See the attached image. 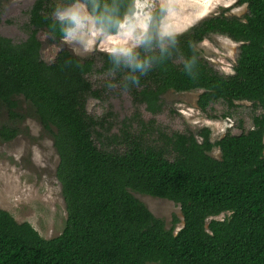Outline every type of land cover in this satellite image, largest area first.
<instances>
[{
	"label": "trees",
	"instance_id": "obj_1",
	"mask_svg": "<svg viewBox=\"0 0 264 264\" xmlns=\"http://www.w3.org/2000/svg\"><path fill=\"white\" fill-rule=\"evenodd\" d=\"M76 1L33 0L25 38L0 33V103L16 118L15 97L22 96L51 132L66 211L61 233L44 238L0 209V264H264V0H234L246 5L243 19L219 13L166 38L155 35L162 18L155 10L143 42L125 57L100 52L96 67L94 55L79 59L60 48L46 62L38 32L63 40L74 24L54 15ZM81 1L106 34H116L135 11V0ZM211 34L239 44L231 74L200 56L197 45ZM94 73L109 75L107 83L135 106L110 135L112 122L86 109L89 98L104 99ZM169 90H200L198 108L222 103L223 118L248 103L250 126L239 121V134L227 130L211 142L208 128L199 141L191 131L166 132L154 119L144 121L136 107L159 114ZM16 134L0 128L4 141ZM213 148L219 158L210 155ZM131 192L178 204L182 220L166 228ZM223 213L229 215L214 218Z\"/></svg>",
	"mask_w": 264,
	"mask_h": 264
},
{
	"label": "rangeland",
	"instance_id": "obj_2",
	"mask_svg": "<svg viewBox=\"0 0 264 264\" xmlns=\"http://www.w3.org/2000/svg\"><path fill=\"white\" fill-rule=\"evenodd\" d=\"M33 0H0V33L14 41H20L26 34L23 25L27 22V10ZM172 16L169 18L167 0H135V11L126 17L116 34L102 32L88 14L81 0L74 2L61 11H72L80 18L79 25L71 28L73 37L64 38L58 43L49 41L43 31L38 32L41 56L51 62L60 48L67 49L79 59L94 55L96 67L99 62L98 53H110L125 57L136 50L147 35L152 13L162 11V18L155 35L166 38L187 31L203 18L224 13L240 19L246 14V5H238L234 0H172ZM55 18L56 14L54 15ZM143 23L145 28L139 25ZM134 25L131 35L128 25ZM122 25H125L122 27ZM165 25H172L171 35L163 34ZM66 37V36H65ZM238 43L220 34H211L197 45L200 56L221 74H231L238 54ZM120 49H128L127 54ZM96 88H101L103 100L89 98L86 101L88 113L103 117L112 122L108 135L116 132L118 121L129 118L135 110L129 95L116 85H110L109 75L94 73L90 78ZM200 90L175 92L169 90L161 98L162 112L152 116L143 107H136L144 121L154 119L157 126L166 132L191 131L196 135L203 128L210 131V141L219 140L227 130L239 134V121L243 127L250 126L248 103L230 111L228 117H220L225 113V105L214 104L202 112L197 106ZM16 118H10L6 107L0 103V128H14L16 136L4 141L0 138V209L9 212L17 222H28L44 238L59 235L64 227L66 211L61 196V186L55 172L58 155L53 146L51 132L44 130L34 114L33 107L22 96H16ZM211 116H216L212 118ZM197 139L201 138L197 135ZM210 155L219 158V150L213 148ZM144 203L155 217L165 222L166 228L172 224L173 218L182 220L178 204L162 198L131 192ZM229 213L220 214L215 219H223ZM182 226L179 222L177 231Z\"/></svg>",
	"mask_w": 264,
	"mask_h": 264
},
{
	"label": "clouds",
	"instance_id": "obj_3",
	"mask_svg": "<svg viewBox=\"0 0 264 264\" xmlns=\"http://www.w3.org/2000/svg\"><path fill=\"white\" fill-rule=\"evenodd\" d=\"M171 3H172V0H167V11H168V16L169 18L172 16L173 14V10H172V7H171ZM56 17L58 20L60 21H69L71 22L72 24H75V25H79L80 23V18L78 16L77 13L75 12H72V11H57L56 12ZM125 26V25H122V27ZM141 28H145L146 25L141 23L139 25ZM134 28V25H131L129 24L128 25V33L127 35H131V32ZM172 31H173V27L172 25H165L164 27V30H163V34H168V35H171L172 34ZM73 37V31L71 29L67 30L66 31V39H71ZM120 51L124 52L125 54H127L128 52V49H120ZM133 67L135 69H139L141 72H144L146 70V66L144 64H141V63H135L133 64ZM136 83H138V80L136 81Z\"/></svg>",
	"mask_w": 264,
	"mask_h": 264
}]
</instances>
